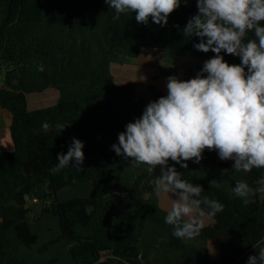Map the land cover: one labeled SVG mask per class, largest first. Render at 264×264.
I'll list each match as a JSON object with an SVG mask.
<instances>
[{
	"label": "trees",
	"instance_id": "16d2710c",
	"mask_svg": "<svg viewBox=\"0 0 264 264\" xmlns=\"http://www.w3.org/2000/svg\"><path fill=\"white\" fill-rule=\"evenodd\" d=\"M197 11L196 0L187 5L181 0L162 27L151 19L147 25L138 24L134 13L114 19L105 0H0V71L5 70L0 105L12 113L15 145L13 150L0 146V264H36L22 250L39 241L31 227L34 202L26 194L43 203L37 219L47 214L60 219L61 233L40 250L68 240L74 264H248L249 256L256 254V245L264 241V197L258 191L250 194L248 204L237 197L228 184L234 163L220 160L218 151H204L202 169L192 161L187 169L175 165L182 179L202 186L195 199L207 196L224 206L213 216L215 222L203 223L189 242L174 236L173 226L165 223L168 210L154 191L160 166L151 174L143 171L127 193L113 196L116 175L107 159L96 157L103 128L113 129L118 143L127 123L142 116L148 103L167 95L151 83L153 100L141 96L136 81L116 80L113 63L138 58L145 48L174 49L202 60L191 67L196 71L215 55L195 49L199 37L183 36ZM247 38H254V32ZM221 54L230 64L241 63L239 57ZM41 66L43 71L38 70ZM49 88L58 89L57 102L31 108L29 95ZM48 124L50 129L36 130ZM61 127L65 129L58 130ZM73 138L84 144V162L77 168L73 160L57 171V156L68 152ZM235 176L255 190L264 180V168L236 171ZM87 181L96 185L92 195L59 198L61 189ZM39 185L44 186L41 196ZM201 208L208 211L206 205ZM129 209L133 215L126 229L115 234L117 213ZM149 222L161 225L170 236L147 248L142 238ZM209 242L217 244L219 256L211 255ZM64 251L39 264H58Z\"/></svg>",
	"mask_w": 264,
	"mask_h": 264
},
{
	"label": "clouds",
	"instance_id": "9594fccd",
	"mask_svg": "<svg viewBox=\"0 0 264 264\" xmlns=\"http://www.w3.org/2000/svg\"><path fill=\"white\" fill-rule=\"evenodd\" d=\"M105 2L114 10V19L134 13L138 24L147 25L151 19L162 27L181 5V0ZM189 2L183 0L185 5ZM196 5L198 11L184 26L183 36L199 37L195 49L215 55L194 78L169 76L167 95L148 103L142 116L127 123L125 131L118 134V143L111 146L133 166L147 165L150 174L160 166L154 191L157 197L162 193L178 196L164 219L180 239L194 238L204 227L201 205L207 206L210 216L223 211L224 206L207 196L195 199L201 196L202 186L182 179L175 165L187 169L188 161L198 164L204 151L211 150L218 151L221 160H234L237 172L264 168V0H196ZM253 32L254 38L248 39V33ZM221 53L239 57L241 63L230 64ZM83 148V142L73 138L68 152L58 154L55 169L59 171L73 160L79 168L85 158ZM257 191L264 196V185L253 190L238 181L233 188L245 204L252 202L248 197ZM262 245L264 241L258 242V251L249 256L248 264H264Z\"/></svg>",
	"mask_w": 264,
	"mask_h": 264
},
{
	"label": "crops",
	"instance_id": "0c3cea01",
	"mask_svg": "<svg viewBox=\"0 0 264 264\" xmlns=\"http://www.w3.org/2000/svg\"><path fill=\"white\" fill-rule=\"evenodd\" d=\"M189 58H192L191 59L192 60V64H191L192 67L200 66L203 63V61L200 59H197L194 57H189ZM161 66L159 65V67L158 66L156 67V71L153 73V74H155L156 79H153V77H154L153 76L152 77L153 82H151V83L155 84L157 81L162 79V87L160 89H162L166 94H167L166 84H167V78L169 76L175 75L180 80H188V79L194 78L201 71V70L193 71L192 75H191L188 72H186V74H185V72H183L182 69H181V71L175 72L174 69H170V70L162 69ZM173 67H175V66H173ZM189 70H190V68H189ZM117 73H116L115 78L120 83H123V82L128 81V80H132L130 78L126 79L127 76L125 77L124 74L120 75L121 78L125 77L124 79H121L120 76L117 77ZM155 85L157 88H159L157 86V84H155ZM137 88H138V84H137ZM146 95H148V94H146ZM150 95H151V98L153 100L152 94H150ZM7 110H8L7 108L2 107L0 105V146H4L9 150H13L15 145H14V142H13V139L11 136V129H10L11 124H12V113L10 110H8L9 112ZM115 134H116L115 131L113 129H110V128H103L101 130V132L98 135V152L96 155L97 159H102V158L107 159L110 162V166L116 175V180H115L114 186L117 187V185H120L121 189L120 190L118 189V191H120V192L117 194H114V192L112 191L113 196L127 193V190H128L127 187H130L132 185V183L134 182V180L143 171L147 170V167H148L147 165H144V164H137V165L133 166V164L130 160L126 161L123 157L117 156L116 153L111 149V146L113 144H117L116 139H115ZM2 155H3V152L0 150V159H1ZM222 161L235 163V161L232 159L222 160ZM115 167H117L116 169H117L118 174L115 170ZM198 167L200 169L205 168L204 165H202L201 163H198ZM231 172H232L233 176H231V178L229 179L228 184L232 185V188H234L238 181H243V178H240V179L236 178V176H235L236 171L235 170H232ZM224 173L226 176L227 175L230 176L229 171H226ZM259 184H260V181H259ZM95 187H96V185L92 181L82 182V183L78 184L76 188L73 186L65 187V188L60 190V193L62 191H67V192L71 193V190L73 188H75L76 190H79V193L78 194H69L72 196H67V198H65V199H63L61 197V200H68V199L78 197V196H90L94 193ZM43 192H44V186L39 185L37 187V195L41 196L43 194ZM170 195H171V197H170ZM170 195L165 194V193H162L160 195V203L166 210L170 209L172 200L178 199V196H176L174 194H170ZM33 202L35 203L37 201L33 199ZM49 215H51V214H49ZM49 215L42 217L41 220L36 219V220L31 221V227H32L33 231L38 234L39 241L32 248L23 247L22 248L23 252L34 263L39 264V263L44 262L45 260L53 258V256H55L57 251L64 247L65 251L63 254L60 255L58 264H74L73 257L71 255L70 250L68 249L71 246V242L68 240H62L59 243L51 246L48 250H46L44 252H42L40 250V247L45 242L56 238L61 233V224H60L59 217H57V216L54 217V216H49ZM202 219H203V223H205V224H212L215 222V218L213 216L208 215L207 212H205V215L203 216ZM220 254H221V252L219 249V255Z\"/></svg>",
	"mask_w": 264,
	"mask_h": 264
},
{
	"label": "rangeland",
	"instance_id": "374dc122",
	"mask_svg": "<svg viewBox=\"0 0 264 264\" xmlns=\"http://www.w3.org/2000/svg\"><path fill=\"white\" fill-rule=\"evenodd\" d=\"M189 57H192V56L180 50L145 48L142 54L138 58L130 59L129 61H127V63H121V62L113 63L112 70L115 76H116V73L118 72L117 77L124 74L125 77L127 76L126 79L130 78L132 80H135L138 84V91L140 95L146 97L148 100H152L151 95H150L151 93H150V90L148 89L149 88L148 86L151 82H153L152 77L153 76L155 77V74L153 73L156 71V67L157 66L159 67V65L167 66L168 70L174 69L175 72L181 71L182 69L183 72H185V74L186 72H188L189 74L192 75V72H193L191 70V67H192L191 59L192 58H189ZM189 68L191 71L189 70ZM4 72H5L4 69L0 71V83L3 82L4 74H5ZM124 78H121V79H124ZM155 84H157V86L161 88L162 79L157 81ZM58 98H59V91L58 89H55V88H49L44 92L32 93L29 95V101H30L31 108H37V107L39 108V107L54 104L57 102ZM116 168L117 167H115V170L117 172ZM261 185H264V180H260L259 186ZM73 187L76 188L77 186H73ZM130 187H127V188L129 189ZM75 188L71 190V193L67 191H62L60 193L59 191L58 193L59 198L61 199L62 197L63 199H65L67 198V196H72L69 194H78L79 190H76ZM118 189L119 190L121 189L120 185H117V187L116 186L113 187L114 194H117L120 192L118 191ZM132 215H133V210L131 209L117 213L115 223H114V233L115 234L124 232V230L127 227V220ZM49 216L56 217L55 215H52V214ZM41 218L38 220H41ZM169 236H170L169 232L166 229H164L161 225L149 222L145 230V233L143 235V238H142V245L147 248L153 247L154 245L160 244L163 240L168 239ZM185 240L188 242L190 241V239H185ZM62 249H65V248L63 247L61 248V250ZM209 249H210V253L212 256L214 257L219 256V248L216 243L209 242Z\"/></svg>",
	"mask_w": 264,
	"mask_h": 264
},
{
	"label": "water",
	"instance_id": "95a60500",
	"mask_svg": "<svg viewBox=\"0 0 264 264\" xmlns=\"http://www.w3.org/2000/svg\"><path fill=\"white\" fill-rule=\"evenodd\" d=\"M50 129V124L45 125V126H40L38 127L36 130L37 131H42V130H47ZM26 198L33 203L32 197L30 194H26ZM44 206L43 203L41 201H37L34 203L33 209H32V219L36 220L38 216H40L43 212ZM141 257H142V261L145 262V259L143 257V251L141 252Z\"/></svg>",
	"mask_w": 264,
	"mask_h": 264
}]
</instances>
